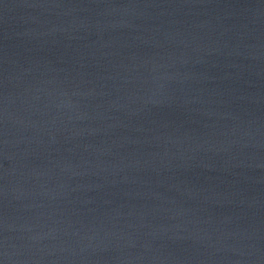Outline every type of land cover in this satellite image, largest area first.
<instances>
[{"label":"water","instance_id":"1","mask_svg":"<svg viewBox=\"0 0 264 264\" xmlns=\"http://www.w3.org/2000/svg\"><path fill=\"white\" fill-rule=\"evenodd\" d=\"M0 264H264V0H0Z\"/></svg>","mask_w":264,"mask_h":264}]
</instances>
